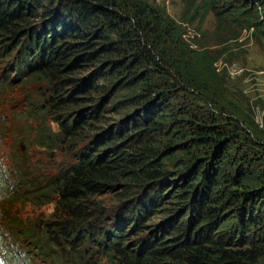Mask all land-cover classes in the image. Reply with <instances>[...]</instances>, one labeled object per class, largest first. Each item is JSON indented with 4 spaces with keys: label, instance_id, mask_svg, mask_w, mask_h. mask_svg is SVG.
<instances>
[{
    "label": "trees",
    "instance_id": "16d2710c",
    "mask_svg": "<svg viewBox=\"0 0 264 264\" xmlns=\"http://www.w3.org/2000/svg\"><path fill=\"white\" fill-rule=\"evenodd\" d=\"M190 4L176 22L146 0H0V44L29 49L12 72L46 93L18 118L56 153L33 169L14 131L0 138L8 264H264V134L230 100L222 53L185 39L210 13L264 37V0Z\"/></svg>",
    "mask_w": 264,
    "mask_h": 264
},
{
    "label": "rangeland",
    "instance_id": "374dc122",
    "mask_svg": "<svg viewBox=\"0 0 264 264\" xmlns=\"http://www.w3.org/2000/svg\"><path fill=\"white\" fill-rule=\"evenodd\" d=\"M50 1V0H48ZM149 3L164 6L167 14L176 22H180L181 18L191 16V0H146ZM47 2V1H46ZM42 1V7L47 8V3ZM42 10L31 9V17L29 25L37 27L39 32L43 29V21H47V17H43ZM57 14H53V19ZM188 29L185 30V39L195 41L199 48L214 52L222 53L216 63L218 70H225L228 78L227 88L229 98L233 102L237 110L243 112L247 121L264 134V37H261L253 31L232 29L219 30V25L210 13L205 17L202 26L198 25V21L187 24ZM2 42L0 44V138L10 131H14L19 136L17 146H22L23 151L28 150L29 158L33 164V169L38 166L45 167L49 160L56 153H47L41 148L33 144L34 131L31 124L24 122L18 116L23 112L27 105L28 97L33 101L40 100L45 96L44 86L36 81L22 80L13 72L8 74L6 70L12 66L25 60L26 52L29 50L25 46H19L15 49V45L5 47ZM32 56L36 57L35 49L30 50ZM4 80L2 82V75ZM13 74V76H12ZM13 80L12 84L8 82ZM122 115V114H121ZM47 126L53 130L56 129L55 124L48 122ZM8 144V140L5 146ZM26 145V146H25ZM3 162L9 159L8 153L11 152L3 148ZM16 152V151H13ZM56 160V158H55ZM102 202L107 197H102ZM29 210V207L25 208ZM52 212V205L45 206L35 211H31L29 219L25 221L27 224L34 222L35 216L48 218ZM32 216V217H31ZM29 221V222H28ZM3 225V224H0ZM3 230V228H0ZM10 240V239H9ZM11 243V240H10Z\"/></svg>",
    "mask_w": 264,
    "mask_h": 264
},
{
    "label": "clouds",
    "instance_id": "9594fccd",
    "mask_svg": "<svg viewBox=\"0 0 264 264\" xmlns=\"http://www.w3.org/2000/svg\"><path fill=\"white\" fill-rule=\"evenodd\" d=\"M11 69L9 68L8 70H11ZM9 243H10L9 239L0 237V264H8V261L4 259V256L8 254V248L6 247V245H8ZM17 264H19V262H17Z\"/></svg>",
    "mask_w": 264,
    "mask_h": 264
},
{
    "label": "water",
    "instance_id": "95a60500",
    "mask_svg": "<svg viewBox=\"0 0 264 264\" xmlns=\"http://www.w3.org/2000/svg\"><path fill=\"white\" fill-rule=\"evenodd\" d=\"M23 150V149H22Z\"/></svg>",
    "mask_w": 264,
    "mask_h": 264
}]
</instances>
